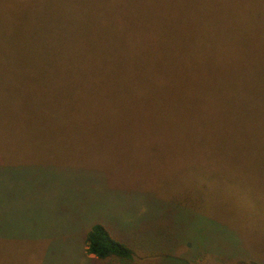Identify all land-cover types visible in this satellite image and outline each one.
Instances as JSON below:
<instances>
[{
  "label": "rangeland",
  "instance_id": "rangeland-1",
  "mask_svg": "<svg viewBox=\"0 0 264 264\" xmlns=\"http://www.w3.org/2000/svg\"><path fill=\"white\" fill-rule=\"evenodd\" d=\"M74 1L0 0V264H124L86 253L93 224L132 250L126 264H264V67L208 65L214 34L186 10L178 24L195 31L189 41L219 90L183 108L155 101L162 112L123 105L98 94L100 64L73 69V48L96 61L116 39ZM163 14L140 19L162 24ZM259 14L250 30L229 25L244 50L264 28ZM47 48L66 54L64 78L35 76L52 71Z\"/></svg>",
  "mask_w": 264,
  "mask_h": 264
},
{
  "label": "trees",
  "instance_id": "trees-1",
  "mask_svg": "<svg viewBox=\"0 0 264 264\" xmlns=\"http://www.w3.org/2000/svg\"><path fill=\"white\" fill-rule=\"evenodd\" d=\"M119 1L120 4H126L123 12L119 6L112 20L99 19L105 18V14L112 11L107 10L111 9L109 5ZM73 4L75 5L73 12H78L79 9L81 18L93 20L96 33L99 30L111 32L115 33L116 38L104 41L105 53L102 52L96 61L85 54V49L73 48V51H69L76 55L72 63L73 69L80 74L81 71L100 64L101 72L106 78L103 84H99L98 94L102 93L104 87L103 91L109 94L108 98L123 105L141 103L143 107L162 112L155 101L169 100L183 108L191 99L213 98L219 90L214 86H220L223 82L216 83L217 78L212 71L208 69L202 71L199 47L189 41V38L196 36L195 31L190 30L185 22L178 24V13L186 10L187 15L201 21L206 25V31L214 34L206 46L211 55L208 65L216 67V61L225 68L241 67L245 72L252 70L256 62H260L264 67V28L258 30L256 38L251 36L248 51L235 44L237 41L232 39L229 29L230 23H233L236 29L240 28L235 25L239 20L241 26L250 30L259 13L264 12V0H75ZM222 5L226 6L224 11H221ZM154 11L164 13L162 24L140 19L142 13L151 14ZM167 14H170L169 18ZM221 16L225 21L218 20ZM262 20L264 26V17ZM141 21L146 24L142 25ZM223 22L227 23L228 36L220 34L219 28ZM147 34L152 35L142 41V37ZM158 40L165 47L157 46L155 42ZM59 44L62 49L64 45L60 42ZM44 53L43 67H50L52 71L43 68L42 73L35 76L39 77L40 81L54 80L61 74V79L64 78L69 71L70 63L66 54L60 49L54 54L53 49L48 48ZM38 60L33 64H38ZM99 79L102 80L101 74ZM136 110L130 109L134 112ZM162 118L165 116L158 117L159 121ZM53 159L55 157L49 160ZM84 243L86 253L99 261L115 259L126 264L133 259L132 250L113 237L101 224L90 226L85 233Z\"/></svg>",
  "mask_w": 264,
  "mask_h": 264
}]
</instances>
